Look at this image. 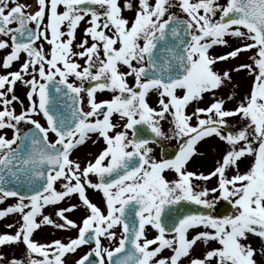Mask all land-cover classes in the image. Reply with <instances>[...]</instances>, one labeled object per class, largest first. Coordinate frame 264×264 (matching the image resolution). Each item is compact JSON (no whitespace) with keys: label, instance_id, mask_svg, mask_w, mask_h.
Returning <instances> with one entry per match:
<instances>
[{"label":"rangeland","instance_id":"rangeland-1","mask_svg":"<svg viewBox=\"0 0 264 264\" xmlns=\"http://www.w3.org/2000/svg\"><path fill=\"white\" fill-rule=\"evenodd\" d=\"M149 1L154 6L164 0ZM7 2V9L26 11L28 18L44 4L38 0ZM116 5L120 25L128 31L133 0H120ZM180 5L194 18L198 35L193 55L196 77L186 84L184 98L179 100L187 103L186 130L199 140L200 155L190 169L189 179L196 189L207 187L212 203L222 206L226 199L231 201L234 211L224 221H207L201 226L192 223L182 236L161 238L151 223L139 243L147 251L146 264H223V260L226 264H245L249 251L243 249L242 240L251 243V231L262 237L258 249L264 251V50L251 31L241 26L221 27V19L229 9L227 0H181ZM43 10L45 22L39 42L18 55L17 67L2 69L6 47L1 55L0 147L4 146V152L13 147L24 129L19 124L45 125L36 84L43 69L52 70V57L58 53L51 47V10ZM5 40L9 37L3 34L0 44ZM62 45L60 41L56 48L76 55L75 62H69L73 71L95 69L93 60L81 59L88 52L81 29L73 33L68 45ZM29 83H34V88L28 98ZM225 128L233 130V134ZM236 166H240L239 175L235 174ZM53 192L27 202L0 194V264L14 258L24 264H79L90 252L81 242L82 232L89 225L101 229L98 251L104 259L122 244L124 235L114 213L105 217L83 192L79 193V201L74 190H66L70 192L66 200L78 208L77 215L68 218L65 199ZM94 212L100 217L93 218ZM56 217L64 223L58 224ZM216 255L220 259L215 260Z\"/></svg>","mask_w":264,"mask_h":264},{"label":"flooded vegetation","instance_id":"flooded-vegetation-1","mask_svg":"<svg viewBox=\"0 0 264 264\" xmlns=\"http://www.w3.org/2000/svg\"><path fill=\"white\" fill-rule=\"evenodd\" d=\"M180 1H158L153 6L149 0H133L131 26L127 31L120 25L119 12L115 13L116 0H96L91 11L77 7L82 0H51V45L59 54L55 57L60 61L64 57L75 60V54H66L67 50L56 48V45L60 41L62 46L68 45L72 34L81 29L85 48H88L81 59L95 62V69L83 71L64 69L61 63L59 74L53 70L42 75L43 79L48 75L53 81H66L80 91L82 126L65 141L53 134L50 139L62 150L73 147L65 157L63 171L54 176L50 189L65 199L68 218L71 214L77 215L78 208L66 200L70 193L66 190H74V197L79 201V193L83 192L105 217L114 213V218L118 217L117 210L124 199L145 191L156 198L155 206L144 214L147 225L155 222L160 204H175L182 199H192L209 209V215L196 221L225 219L220 216V204L211 202L206 186L203 189L191 186L190 169L200 153L194 142L195 133L186 130L187 103L179 101L186 93L185 82L172 87H152L139 74L147 65L145 42L165 21L182 20L185 27L188 21L189 53L191 57L194 55L198 39L195 20L184 12ZM8 4L7 0L3 1L0 14L8 12ZM169 95L178 100H160ZM98 107L107 108L108 114L96 111ZM151 136L154 141L148 140ZM3 149L0 147V153ZM119 154L133 155L134 170L141 167L138 174L112 188L101 187L100 174L113 165ZM83 206L86 205L83 203ZM92 217L100 216L94 212Z\"/></svg>","mask_w":264,"mask_h":264},{"label":"water","instance_id":"water-1","mask_svg":"<svg viewBox=\"0 0 264 264\" xmlns=\"http://www.w3.org/2000/svg\"><path fill=\"white\" fill-rule=\"evenodd\" d=\"M17 22L13 31V43L20 48H29L38 39L40 17L35 19L34 28H29L28 21L12 13L9 17H0V32L11 22ZM180 22H168L147 42L146 54L148 68L142 75L153 84H173L188 78L191 70L187 54L188 36H172ZM240 23L257 35L264 47V0H232L231 9L223 18L222 24ZM41 108L52 130L65 133L75 127L79 117V100L75 90L47 84L41 94ZM63 103L67 105L63 106ZM79 124V123H78ZM56 132V131H55ZM126 161L122 164L125 165ZM122 164L121 168L122 169ZM63 166L61 151L56 152L46 142L45 134L39 129L25 133L17 148L1 160L0 193L8 197L31 199L42 195L51 184V174L60 172ZM121 174H125L122 172ZM131 173L127 174L130 175ZM127 175L125 177H127ZM124 177V178H125ZM151 200L141 194L129 200L119 210L120 220L125 231L123 246L107 256L109 264H145V253L138 247L137 241L144 226L141 207ZM147 203V204H148ZM202 206L191 201L163 208L158 213L162 231L170 233L186 224L190 219L201 215ZM231 211L226 204L224 213ZM83 241L97 244V231L86 230ZM10 264H15L10 263ZM81 264H103L98 254L90 253Z\"/></svg>","mask_w":264,"mask_h":264},{"label":"bare ground","instance_id":"bare-ground-1","mask_svg":"<svg viewBox=\"0 0 264 264\" xmlns=\"http://www.w3.org/2000/svg\"><path fill=\"white\" fill-rule=\"evenodd\" d=\"M244 160H246V159H244ZM240 166H242V164ZM240 166L235 167L234 171H235L236 175H239ZM243 170H245V169L243 168ZM248 236H249V239L252 241L251 243L247 242L246 240H242V243L245 244V246H243V249L249 251L248 258H247L245 264H257V263L259 264L260 262L264 263V251H260L258 249V246L260 244H262V241H263L262 237L257 235V233L255 231H251ZM247 239H248V237H247ZM214 258H215V260L220 259V257L217 255L214 256ZM223 264H226L225 260H223Z\"/></svg>","mask_w":264,"mask_h":264}]
</instances>
